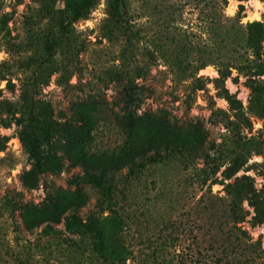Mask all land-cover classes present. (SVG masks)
<instances>
[{
    "label": "rangeland",
    "instance_id": "rangeland-1",
    "mask_svg": "<svg viewBox=\"0 0 264 264\" xmlns=\"http://www.w3.org/2000/svg\"><path fill=\"white\" fill-rule=\"evenodd\" d=\"M124 1L126 15L120 23L108 13L109 0H99L86 19L72 23L70 34L60 38L56 65L62 66L66 57L62 48L69 42L76 47L75 73L69 84L65 79L59 81L61 74H54L38 94L51 112L47 138L40 140L39 168L25 153L21 127L16 123L32 71L16 63L43 54L64 4L63 0H0V18L5 17L0 75L6 77L0 80V147L4 148L0 151V264H60L52 260H57L64 246H51L49 239L40 237L41 228L51 220H59L63 228L69 202H82L83 194L90 201L81 214L96 210L98 191L86 183H71L86 169L106 170L108 181L130 190L132 199L137 195L133 201L143 208L151 200L157 201L162 189L154 181L162 178L168 184L166 190L173 191L167 206L179 197L182 172L155 165L142 177L128 179L131 160L138 162L165 141L204 145L206 139L219 142L225 132L212 122L211 106L214 101L217 108L228 110V104L216 97L211 80L218 77L223 61L250 54L245 28L252 22H264V0L244 2L241 12L239 1L227 0L216 15L211 13L212 5H207L209 0ZM213 18L221 20V28L213 29ZM200 64L205 66L197 77L204 80L189 78L191 72L185 70ZM237 76L233 70L232 77ZM128 78L137 86L132 90L138 99L133 106L123 101ZM244 80L239 75L236 81L227 80L226 86L249 114ZM8 81L15 85L14 90ZM199 86L205 89L198 90ZM250 117L253 130L245 132L248 137L262 129V121ZM262 161L255 155L249 164ZM244 174L252 176L258 188L264 184V177L256 172L241 171L239 175ZM212 190L225 195L222 185H214ZM52 197L59 202L58 209L50 204ZM180 199L175 204L184 208L173 211L174 218L192 227L195 217L185 211L194 198L187 192ZM37 224L41 226L36 228ZM242 226L255 240L264 238V224L252 228L245 222Z\"/></svg>",
    "mask_w": 264,
    "mask_h": 264
},
{
    "label": "trees",
    "instance_id": "trees-1",
    "mask_svg": "<svg viewBox=\"0 0 264 264\" xmlns=\"http://www.w3.org/2000/svg\"><path fill=\"white\" fill-rule=\"evenodd\" d=\"M98 1L63 0L60 22L51 31L43 54L16 63L20 68L32 71L20 105L21 116L16 123L21 127L20 142L25 153L35 160L39 168L42 165L40 140L47 138L51 112L49 106L37 98L38 94L49 85L54 74H61L59 81L63 83L65 79L64 83L69 84L75 73L73 56L76 47L67 42L68 45L62 48L66 57L62 66H57L55 57L61 47L60 38L70 34L72 23L86 19ZM237 1L241 3V12L244 10L243 3L248 0ZM208 2V7L212 5V15L228 4L227 0ZM124 8V0H109L111 19L120 23L126 15ZM4 19L1 16L0 35L4 31ZM212 21L214 30L223 25L220 19L213 18ZM245 30L250 54H241L240 60L223 61L218 66V77L211 80L217 90L216 97L228 104V110L217 108L214 101L211 106L212 122L225 129L221 140L206 139L204 145L165 141L160 148L146 155L147 152L138 162L131 160L129 164L128 179L142 177L148 167L155 165L178 168L182 175L178 185L180 191H177L179 197L175 202L165 206L173 198V191L166 190L168 184L162 178L154 181L162 189L156 195L157 201L153 203L151 200L143 208L133 201L138 199L137 195L132 199L130 190L120 189L108 181L106 170L95 172L86 169L83 176L74 177L71 183H86L98 191L96 210L82 215V209L90 200L86 194H83L84 197L80 194L82 202L76 199L69 202L63 216V228L59 227V220L46 223L41 228L40 237L49 239L51 246L61 248L63 245L64 250L56 257L59 261L46 256L44 259H53L60 264H264V238L255 240L242 226L245 222L252 228L264 224V184L258 188L252 176L239 175L241 171H254L264 177V22H252ZM225 44L236 51L230 43ZM204 66L200 64L185 72H191L189 78L196 77L197 81H202L203 76H197ZM233 70L245 79L243 84L249 91V114L237 95L226 86L227 80L236 81L238 78L232 77ZM0 80H6V77L0 75ZM8 86L13 90L15 88L10 81ZM134 87L137 86L128 78L123 98L126 106L138 102L137 95L132 91ZM197 89L204 90L205 86ZM250 116L262 121V129L258 135L248 137L245 132L252 133L253 130ZM0 151L4 148L0 147ZM255 155L261 156L263 161L249 164ZM214 185L224 186L225 195L213 193ZM187 192L194 198L185 211L192 219L195 217L196 224L192 227L178 221L173 213L184 208L175 203H179ZM49 202L56 209L60 206L54 197ZM158 203L162 204L159 206ZM38 226L41 225L35 227ZM40 242L41 239L37 244Z\"/></svg>",
    "mask_w": 264,
    "mask_h": 264
},
{
    "label": "clouds",
    "instance_id": "clouds-1",
    "mask_svg": "<svg viewBox=\"0 0 264 264\" xmlns=\"http://www.w3.org/2000/svg\"><path fill=\"white\" fill-rule=\"evenodd\" d=\"M231 11V10H230Z\"/></svg>",
    "mask_w": 264,
    "mask_h": 264
}]
</instances>
